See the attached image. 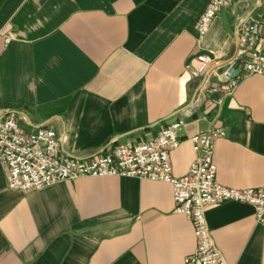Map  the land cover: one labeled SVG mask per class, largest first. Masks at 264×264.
<instances>
[{
    "label": "crops",
    "instance_id": "crops-1",
    "mask_svg": "<svg viewBox=\"0 0 264 264\" xmlns=\"http://www.w3.org/2000/svg\"><path fill=\"white\" fill-rule=\"evenodd\" d=\"M210 1L0 0V116L16 113L24 131L49 128L60 140L64 127L63 156L90 161L152 139L185 109L170 152L176 177L194 160L191 138L222 128L218 183L264 187V77L239 70L242 83L220 107L204 92L207 81L225 89L221 66L261 0H232L200 39ZM201 53L212 62L197 76ZM206 220L227 264H264V222L252 206H210ZM197 247L168 183L81 178L19 192L0 161V264H185Z\"/></svg>",
    "mask_w": 264,
    "mask_h": 264
},
{
    "label": "built area",
    "instance_id": "built-area-1",
    "mask_svg": "<svg viewBox=\"0 0 264 264\" xmlns=\"http://www.w3.org/2000/svg\"><path fill=\"white\" fill-rule=\"evenodd\" d=\"M231 1H210L198 21L200 39L206 36L212 22ZM259 8L260 19L249 17L238 31L240 47L221 75L225 89L206 82L209 87L205 93L216 107H220L224 97L231 96L242 83L239 70L246 75L264 77V0ZM4 40L6 44L11 42L9 36H4ZM197 60L198 65L193 70L197 76H204L212 61L208 56H199ZM21 122L22 117L13 112L0 116V161L10 190H42L81 178L119 177L168 183L173 189L176 213L191 218L198 242L196 253L187 257L185 264H227L209 230L208 207L224 202L249 205L255 209L256 220L264 222V187L232 189L216 180L215 144L226 136L222 128L191 138L194 160L187 174L176 177L170 152L180 146V131L186 125L184 118H178L152 139L117 145L90 161L64 157L56 131L49 128L24 131Z\"/></svg>",
    "mask_w": 264,
    "mask_h": 264
},
{
    "label": "water",
    "instance_id": "water-1",
    "mask_svg": "<svg viewBox=\"0 0 264 264\" xmlns=\"http://www.w3.org/2000/svg\"><path fill=\"white\" fill-rule=\"evenodd\" d=\"M240 15L242 16V13H241ZM255 19H260V18L255 17ZM240 27H241V26H240ZM240 27L238 28V31H239ZM236 38H237V48H239V47H240V36H239V32H237V37H236ZM206 55H208V54H206V53H201V54H199L198 56H196L195 58H198L199 56H206ZM211 58H212V57H211ZM193 59H194V58H193ZM193 59H191V60L189 61V63H190ZM226 64H227V63H226ZM226 64H224L223 66H221L222 68L220 67V68H221V69H220V72H219L220 75H222L223 72L225 71V69H226L225 65H226ZM209 74H210V73H208V74L205 76L204 83H205L206 79L208 78ZM221 80H223L222 77H221ZM208 87H209V85L206 84V85H205V88H204V92L207 90ZM182 112H185V109L178 111V112L175 113L173 116H171L170 118H168L167 120H165L166 125L169 127V126H171L173 123H175V122L178 120V116H179ZM185 113H186V115H189V114H190V112H185ZM64 139H65V129H64V127H63L62 132H61V143L64 142Z\"/></svg>",
    "mask_w": 264,
    "mask_h": 264
}]
</instances>
